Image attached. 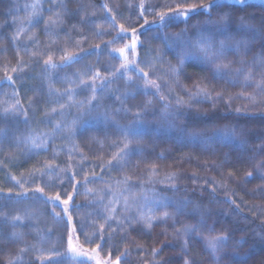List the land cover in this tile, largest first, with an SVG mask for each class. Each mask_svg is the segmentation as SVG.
Masks as SVG:
<instances>
[{"label":"snow or ice","instance_id":"6c2138e0","mask_svg":"<svg viewBox=\"0 0 264 264\" xmlns=\"http://www.w3.org/2000/svg\"><path fill=\"white\" fill-rule=\"evenodd\" d=\"M48 2L52 5L48 11L53 12L55 18L49 17L45 20L43 30L49 36H54L57 33L52 31V26L64 23L61 13L67 15L69 22L75 13L67 7L65 0ZM130 7L135 12L137 6ZM138 7L140 11L137 13V19L149 12L154 16L151 22L145 19L139 31L131 25L125 27V24H119L117 35L108 43L103 46L96 45V49L91 50L81 47L78 52L64 51L58 63L54 60V53L49 51L42 69L48 81L45 103L59 104L60 111L57 112L53 108L50 114L45 113V117L37 123L51 126L52 132H43L31 127V120L35 117V112L31 110L34 102L23 104L21 99L17 98L19 93L13 87L11 97L2 102L4 107L0 110V124L4 125L0 127V144L8 141L17 148L22 147L25 153L36 154L37 150L46 149L51 140L55 139L54 133L64 132L67 135L62 138L71 141L79 134V129L84 124L89 120H97L107 128H112L114 134L121 138L119 143H113L112 146L118 150L113 153L106 165L117 170L128 167L132 154L146 158L148 147L144 143L146 138L153 142L152 147L155 148L154 142L158 137L153 135L149 138L140 131L142 128L151 127L158 132L175 133L174 141L171 143L198 149L202 154L215 155L221 148L226 149L221 158L213 162V167L227 168V176L222 175V179L230 183L240 171L239 166L251 165L257 156H264V14L256 16L253 11H249L260 9L264 13V4L253 5L249 4L248 0H207V3H195L194 0L145 3V0H141ZM32 8L34 11L30 17L39 14L36 4H33ZM56 8H59L60 12H55ZM40 18L42 19V16ZM115 19L113 16V28L117 27ZM78 23L83 25L88 21L80 20ZM145 28H148L146 36L143 32ZM129 31L130 42L108 52L113 59L118 55L121 60L119 67L111 71L107 68H97L93 71L92 67L84 65L78 71L64 74L63 83H67L69 87H53L57 82L53 75L54 70L79 64L87 56L99 57L108 48V44L122 39ZM141 36H145V39L141 40ZM13 39H18V36ZM32 39L33 37H29L30 41ZM146 42L148 48L144 47ZM154 44L156 46L152 47ZM250 52H254V55L247 59ZM166 55H170L175 63L167 60ZM23 70L22 60H17L16 66L11 68L13 73ZM102 72H107V75H102ZM161 75L167 78L164 83L158 82ZM154 76L155 79L152 78ZM3 79L11 87L14 80L19 77L7 75L6 71ZM182 79L190 80V86L184 87ZM117 81H122V86L111 88L110 86ZM226 88H240L241 91L232 94L228 93ZM249 89L252 90L251 93L248 92ZM81 91L90 94L83 99H77ZM177 92L178 94H174ZM106 95L114 97L119 106L104 104ZM65 97L67 101L61 103ZM137 97L143 99L137 103H130ZM51 98H55L54 101ZM235 101L242 103L234 106ZM208 103L212 104L215 111L203 113L194 111L196 106ZM217 105H220L223 111ZM71 109H75V115H72ZM250 109L261 110L250 112ZM57 115L62 117V121L53 125L52 117ZM121 115L127 123L120 122ZM68 116L72 118L69 120ZM250 116L259 117V120H249ZM20 124L25 126L23 130L20 129ZM232 145L238 148L233 149L230 147ZM167 151L165 149L156 158L166 159ZM60 172L66 174V169L61 168ZM55 173V167L46 166L39 171L43 186H37L30 196L18 194L14 197L9 194L2 199L16 202L20 199L38 200L51 204L54 209L63 205L62 212H52L49 215L67 231L66 250L64 235L61 234L59 240L50 247L26 245L20 248L17 253L9 254L6 264H23L22 257L28 251L36 253V259L40 260V264H76L77 249L73 245L72 233L76 231L83 233V229L88 225L86 223L77 225L70 214L71 208L75 197L81 195L80 188L83 185L96 181L103 183V177L95 174L92 178L85 176L82 185L76 180V176H79L77 171L72 177H67L73 191L69 192L66 198H62V192L45 198V188L54 184L43 182V177L48 175L50 179H58V175H53ZM157 177L159 170L153 165L147 171L146 183L165 185L159 191L155 188L145 190L143 187L145 181L141 177L140 192L132 193L136 185L130 183L129 176L116 180L115 186L105 184L99 189L85 188L83 195L92 197L89 206L103 208V212H94L90 215L103 220L104 223L99 225L96 247L83 252V255H88L89 251L93 254L103 251L107 240L112 239L117 232L126 229L141 234L150 233L161 224L168 225L169 220L173 225L179 223L178 218L183 216L192 223H185L175 231L177 240L182 239V243L178 245L179 253L175 257L176 264H264V219H260L264 216V209L254 210L260 223L257 224L254 219L249 221L248 227H242L239 220L246 217H241L240 204L232 198L235 196L234 191L231 197L222 201L229 206L230 211L212 208L214 203H221L217 193L221 188L227 192L226 185L206 179V185H211V190L205 187L197 196L195 189L179 186L180 177L176 172H169L160 179ZM35 178L34 175L33 181ZM257 179L264 182V160L252 170L245 172L242 182L248 184ZM12 180L15 181L13 187L17 184L23 187L15 177H12ZM195 180L196 177L193 176V182ZM237 187L241 185L238 184ZM169 192L172 195H168ZM178 193L184 195H177ZM255 193L264 198V184L257 186L253 190V194ZM233 205L235 207H232ZM232 215H236L237 219H230ZM114 219L117 221L115 228ZM209 219L212 220L211 223L208 222ZM21 220L20 215L12 217V227H16L17 222ZM93 227L95 228L94 224ZM108 229H112V234L105 238L104 233ZM205 232L207 235H203ZM120 238L125 239V236ZM19 239L17 233H12L11 236L0 234V241L5 245L9 242L15 243ZM92 239L85 234V242L91 243ZM172 247L175 249L177 245ZM163 250V247L152 248L153 260L147 264H170L168 259L155 260ZM45 253L48 255L45 256ZM70 253L73 255L69 260ZM128 255L126 248L115 255V259L112 258L111 251L104 260L95 255L89 259L94 260L95 264H127ZM31 264H35V260Z\"/></svg>","mask_w":264,"mask_h":264},{"label":"trees","instance_id":"16d2710c","mask_svg":"<svg viewBox=\"0 0 264 264\" xmlns=\"http://www.w3.org/2000/svg\"><path fill=\"white\" fill-rule=\"evenodd\" d=\"M65 1L69 9H71L75 13V15L69 22V20L67 19V15L65 14L66 16L64 17V23H62L63 27L60 30L57 29V31L55 32L57 33L56 35L48 37L47 42L45 43V45H43L40 50L42 51V54H40L41 57L37 54L34 55V57L37 56V59L30 60L25 59V50L14 43L15 41L10 31H8L7 28L4 29V27L7 26L4 24L8 17V15L4 14L5 5L7 3L5 0H0V23L2 26H4L3 29L0 28V88L8 86L9 91L6 92L9 95H12L11 90H13V87L19 93L17 97L19 99H21L23 96L28 97L31 94L30 92L33 90V86L34 84H36L35 82H39L36 77V74L31 72L38 71L40 69L39 67L43 68V61L47 59V53L49 51L54 53V60L58 63L59 58L61 55L64 54V51L78 52L81 47L86 50L96 49V45H101L98 40L93 41V39L97 37L96 33H98V31H103L106 33L109 32V35L115 37L117 35V32L119 31V24H125V27L131 25L133 27H136L139 31L140 25L144 23L145 19H147L149 22L154 19V16L151 12L146 14L144 17L137 19V13H139L140 11L138 7L140 3H137V0H70V2H68V0ZM204 1L206 0H194L195 3H207ZM163 2L164 0H145V3ZM131 5L137 6L135 12H133L132 8L130 7ZM253 5L260 4L253 3ZM91 11L96 16L95 20L91 18V13L89 14V12ZM249 11H253L256 16L264 14L261 12L260 9H249ZM113 16L116 17L114 22L117 25L116 28L112 27ZM80 20H87L88 23L81 25L78 23ZM143 32L146 36L148 34V28L143 29ZM93 35L94 37H91ZM145 36H141L140 39L144 40ZM82 37L84 39H82ZM123 40L124 44L130 42V31L127 33V35L123 37ZM124 44L120 45L119 47H122ZM155 46V44L152 45V47ZM119 47L116 46L113 47V49ZM258 50L259 49H256V51ZM253 55L254 52H250L246 58L251 59ZM165 58L167 60H172V62L175 63V61L170 55H166ZM17 60L24 61V70H28L27 73H31L32 76L31 79H28L27 83L25 82L26 84L23 83L21 85L20 81L16 79L10 87L9 83L3 78L5 76L6 71L7 75L17 77L18 72L13 73L11 71V68L16 66ZM35 61H39V63H35ZM158 67L163 68L165 66ZM57 70H54V72H57ZM158 75L160 74L158 73ZM166 79V77H163L161 75V78L158 82L164 83ZM181 83L184 87H189L191 81L182 79ZM164 91L166 92L167 88H165ZM226 91L228 93L235 94L239 93L241 89L226 88ZM248 92L251 93L250 90H248ZM1 94L3 95V93ZM89 94L90 92H87V95ZM174 94H178V92ZM84 96L83 98H85ZM142 99L143 97H137L135 101H130V103H137L140 102ZM4 100L5 99L0 102V110H2V108L4 107L2 103ZM114 102H112V105L118 107L119 105L117 103L115 104ZM241 103L242 101H235L234 106H239ZM217 107H220V110L223 111V108L220 105H217ZM196 110L202 113L215 111L211 103L196 106L194 108V111ZM260 110L261 109H250V112H258ZM133 111H135V109H133ZM39 114L41 115L42 113L40 112ZM129 115H131V113ZM248 119L252 121H257L259 120V117L250 116L248 117ZM120 122L127 123V120L124 119L121 115ZM93 123V120H89L88 123L84 124L79 129V134L76 136V142L73 143V145H75L76 148H81L88 155H90L91 153L95 154V158L93 154L92 157L94 158V160H96L98 158L96 154H100L97 152V150L100 149L97 144L99 143L104 147H106L107 145L108 147V138L110 136L109 134L114 132L112 128H107L106 126H103V124ZM1 125L2 124H0V126ZM140 131L141 134L146 135L149 138L153 135H156L158 137V140L154 142L155 148L153 149V142L148 140L147 138L145 139L144 143L148 145L145 153L146 158H141L137 155L134 157L132 171L134 175L141 173L148 166L155 165L157 169L166 173L176 172L177 175L180 177V179L178 180L179 186L181 188L187 187L190 190L195 189V193L197 196L201 194L202 190L205 187H207L209 191L211 190V185H206V179L214 180L220 184L226 185V188L228 189V191L226 192L224 188H221L220 191L217 193L218 200L221 201V203H214L212 205V208L214 210L223 209L225 212L230 211L229 206L223 204L222 201L225 200L227 197H231L232 192L234 191L235 196L232 198L235 199L238 204H240V208L242 209L241 217H246V219L240 218L239 220V223L242 227H248L249 221H252L254 219L256 220L257 224L260 223V219H264V216H261L260 219H257L254 211L256 208L264 209V198H261L259 193L253 194V190L256 189L257 186L264 184V182L258 179L252 180L251 183L248 184H243L242 182V177L244 173L256 167V159L251 165L239 166L240 171L229 183L227 180L222 179V175L225 177L227 176L228 169H216L213 167V162L221 158L223 151H226V149L221 148L220 151H218L215 155H208L207 153L202 154L198 149H193L190 147H180L177 144L171 143L172 141H174L175 133H165L163 131L158 132L155 128L151 127L142 128ZM230 147L233 149L238 148V146L236 145H232ZM165 149L168 150L167 158L157 159L156 157ZM6 154L7 152L3 155L6 156ZM14 157H18L17 162L19 163H17L14 167H12L11 165V172L25 170L29 166H31L29 165V163L23 162L18 155H14ZM111 157L112 156H109V159H111ZM259 160L262 159L259 157L258 161ZM1 163L2 162L0 161V165ZM106 165L107 164H104L102 167L99 166L98 168H95V170L93 169L94 171L91 169L87 172H83L79 174V176H76V179H84L85 176L92 178L93 175H97L98 172H100L99 176H104L106 172L109 171L108 169H111ZM82 171L86 170L84 169ZM73 175L74 174L71 173L69 177H72ZM193 176L196 177L195 182H193ZM1 177L2 176L0 175V178ZM238 184H240L241 187H237ZM162 186L165 187V185L161 184V187ZM9 194L14 197L18 195L13 192H8L6 190H2V192H0V195L4 196ZM19 194H23L24 196L31 195V193L27 191H21V193ZM204 194L205 196L207 195L206 192ZM177 195L183 196L184 193H178ZM44 196L45 198L49 197L45 193ZM232 207H235V205H233ZM50 209H52L53 212H62L63 205H61L60 208L55 209L51 205ZM178 219L179 223L173 225V222L169 220L168 225L161 224L152 229L150 233L141 234L139 232H133L128 230L127 233L123 235L125 236V239H114L117 242L116 245H110L107 250L98 251L95 254L89 251L88 255H83V252L88 251L93 247H96V245H89L88 247H85L74 238V247L77 249L76 259L80 262H84L85 264H95L94 260L89 259L90 256L95 255L97 258L104 260L107 258L108 253L111 251L113 253L112 258L115 259V255L119 254V252H122L127 248L129 252V255L126 257L128 264H147V262L153 260V257L151 256V249L163 247L164 250L160 253L159 257L155 258V260L168 259L170 260V264H176L175 257L179 253L178 245L179 243H182V239L180 241L177 240L175 236V231L177 228H180L185 223H192L191 220L183 216L179 217ZM230 219L236 220L237 216L232 215L230 216ZM208 222L211 223L212 220L209 219ZM203 235H207V233L205 232L203 233ZM173 245H177V247L174 249L172 247ZM138 248L139 250H137ZM0 249H2V251H0V264H6V260L9 254L18 249V243L9 242L5 245L3 241H0ZM192 254L194 255V253ZM72 255L73 254L71 253L69 254L70 257ZM197 258L199 259V257ZM32 261L33 260L27 261L24 264H31ZM35 264H40V262L35 260Z\"/></svg>","mask_w":264,"mask_h":264},{"label":"rangeland","instance_id":"374dc122","mask_svg":"<svg viewBox=\"0 0 264 264\" xmlns=\"http://www.w3.org/2000/svg\"><path fill=\"white\" fill-rule=\"evenodd\" d=\"M5 10L4 14L8 15L6 22H4L6 27L2 26L0 23V28L4 29L7 28L8 31H10L11 35L14 37L18 36V39L14 40L15 44H17L20 48H25L27 51H25V59L34 60L37 59L34 57L33 53H38V55L42 54L40 51L43 45L47 42V39L49 35L43 30L44 29V21L48 20L49 17H54L53 12H49L48 9L52 6L48 0H5ZM59 2V0H57ZM141 1L137 0V3H140ZM204 2H207L204 1ZM66 3V1H65ZM249 4L258 3V4H264V0H248ZM36 4L38 6V15L31 16L30 14L33 13L34 9L32 8V5ZM68 7V5H67ZM69 8V7H68ZM55 12H60L59 8H56L54 10ZM91 13V14H90ZM91 15V18L95 20L96 16L91 11L89 12ZM63 17L66 15L64 13H61ZM42 16V19L40 18ZM29 19H31V23H29ZM63 27L62 24L54 25L52 26V31L56 32L57 29L60 30ZM20 29H23L22 31H19ZM100 34L97 35L96 38L93 39V41H97L103 46L104 44L108 43L110 40H112L111 37H114L112 35H109V32H103L98 31ZM29 37H33V39L30 41ZM91 37H94L91 36ZM90 37V38H91ZM38 42V43H37ZM124 44V40L117 39L115 43L108 44V48L105 49L99 57L96 55L87 56L82 60L79 64H73L69 68L64 69H56L57 72H54V78L56 79V83L53 85L55 88H67L70 85L67 83H63V77L65 73H72L75 71L80 70L84 65H88L93 68V71H95L97 68H107L110 71L114 70L116 67H119L121 60L119 59L118 55L115 59L110 57L108 55V52L113 49V47H119L120 45ZM145 48H148L149 45L145 43ZM141 55H143V51L141 50ZM31 57V58H29ZM41 57V55H40ZM97 59H99V63H97ZM36 72H31L36 74L37 79L39 82H35L33 86V90L30 92L31 94L27 96H23L21 98V101L23 104L27 105L29 102H34L32 104V111L35 112V117L31 120V127L33 129H39L43 132H52V127L48 126L46 124H38L37 122L45 117V113H51L52 109L55 108L57 112L60 111L59 104H56L54 102L52 103H45V100L47 98V92H48V81L45 79V75L42 72L41 67ZM27 71L23 70L22 72H18L17 79L20 81L21 85L24 83L26 84L28 82V79H31V73H27ZM58 73V74H57ZM102 75L106 76L107 72H102ZM155 79V76L152 77ZM87 79V78H86ZM26 82V83H25ZM122 81H117L116 83L112 84L110 87L116 88L117 86H121ZM8 86H4L0 88V102L3 99H7L11 97L7 92L9 91ZM21 89V88H20ZM250 92L252 91L249 89ZM7 91V92H6ZM12 91V90H11ZM87 95V91H81L77 95V99H83L84 95ZM85 95V96H86ZM84 96V97H85ZM53 101L55 98H51ZM114 97L105 96L103 103L112 105V102H114ZM67 101V97L64 98V100H61V103H65ZM112 101V102H111ZM116 104V102H114ZM42 113L41 115L39 113ZM72 115L76 114L74 109H71ZM72 116H68L67 119H71ZM20 119H23V116L20 117ZM62 121V117L60 116H54L52 117V124H58ZM93 124H103L100 121L93 120ZM4 125H1L0 127H3ZM103 126H105L103 124ZM20 129H24V125H19ZM55 139L51 140L49 145L46 149L37 150L36 154L32 153H25L24 149L15 147L14 144H10L8 141H5L4 143L0 144V161L2 162L0 165V175L2 176L0 178V190H6L8 192H13L15 194L21 193V191H27L32 193L33 190L37 186H43L41 182V178L39 175V171L43 170L46 166H53L56 168V173L53 174L54 176L58 175V179H50L48 175H45L43 177V182H46L50 185L54 184V186L46 187L44 193L47 194L49 197L55 196L57 192H62V198H66L67 194L69 192L73 191V188L71 186V183H69L67 177L70 176L71 173H76L79 171V174L83 172H87L89 170H95V168H98L99 166L102 167L104 164H107V162L110 160L109 156H112L114 152H116L118 149L113 147V143H119L120 137L114 133L109 134L108 138V147L100 145L98 142L97 146H99V150H97L98 153L96 156L98 157L96 160L95 154L91 153L90 155L86 154L81 148L74 147L73 143L76 142V136H74L71 141L68 139H64L62 137H65L67 134L64 132H56L54 133ZM103 142V141H102ZM122 146V145H121ZM6 156L3 154L6 153ZM92 154L94 155V158L92 157ZM14 155H18L19 158L23 162L29 163V166L25 170H18V172H11V165L14 167L18 161V157H14ZM136 155L132 154L130 156V164L127 168L117 169L113 170L108 169L109 171L106 172V174L103 177V183L101 181H96L95 183H88L86 185H83L80 188L81 195L76 196L75 201L73 203V206L71 208L70 214L73 216L74 222L79 225L81 223H86L88 226L83 229V233L80 231H76L72 233L73 236V245L75 244L74 238L81 243V245L88 247L89 245H96L98 243V232H99V225L104 223L103 220L97 219L94 215H90V213L94 212H103L102 207H91L89 206L90 201L92 200V197L83 195L85 188L88 189H99L101 187H104L105 184H110L112 186H115V181L118 179H122L124 176L131 177L130 183L136 185L132 189V193L138 194L140 192L141 187V177H143V180L145 183L143 184V187L145 190L148 188H155L157 191H159L163 186L161 187L160 183H157L155 185L147 184V171L151 169V166H148L145 170H143L141 173H138L134 175L132 173L133 171V159ZM30 157V158H29ZM261 158L264 160V156H257L256 157V166L262 161L258 158ZM93 158V159H92ZM16 162V163H15ZM31 163V164H30ZM64 168L66 169V174L61 173L60 169ZM86 171H82V170ZM16 170V169H15ZM93 170V171H94ZM159 170V169H158ZM167 173L164 171L159 170V177L157 179L163 178ZM35 175V180L33 181V176ZM97 175H100V172L97 173ZM12 177H15V180L20 181L23 184V187H21L19 184H17L15 187L12 185L15 183L14 180H12ZM111 178V179H110ZM83 183L84 179H76ZM75 181H73L74 183ZM131 193H124V195H130ZM150 194V193H149ZM168 195H172V193H167ZM4 195H0V234H3L4 236H11L12 233H17L20 236V239L17 241L18 243V249L13 251L10 254H15L19 251L20 248L25 247L26 245L29 247L36 246V247H50L52 244L56 243L59 240V237L61 234L64 235V249L67 248V231L62 227V225L58 224L56 221L53 220L52 216L49 215V213H52V209H50L51 204H45L42 201L38 200H31V199H20L19 202H16L15 200L6 201L2 199ZM111 196V193H109V197ZM123 199V196H121V200ZM117 207H120V205H117ZM170 211V209H169ZM59 212V211H58ZM20 215L22 217V220L17 222L16 227H12V217ZM119 215V214H118ZM7 217V219H5ZM66 219V217H65ZM116 219L113 220V228L116 226ZM93 224L95 225V228L93 227ZM128 230L117 232V234L107 241L104 250H107L110 245H116L117 242L114 239H119L121 236L125 235ZM85 234H87L89 239H92L93 236H96V239H92L91 243L85 242ZM112 234V229H108L104 235L105 238L110 236ZM43 238V239H42ZM123 240V239H122ZM48 254L45 253V256ZM8 259V258H7ZM71 257L69 256V260ZM31 260H37L40 262L39 259H36V253L32 251L26 252L23 257L22 261L23 264L27 261ZM76 264H85L84 262H80L76 259ZM128 264V261H127Z\"/></svg>","mask_w":264,"mask_h":264}]
</instances>
